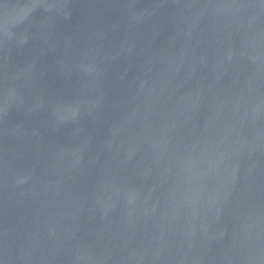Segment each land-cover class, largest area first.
Returning <instances> with one entry per match:
<instances>
[{"label":"water","instance_id":"obj_1","mask_svg":"<svg viewBox=\"0 0 264 264\" xmlns=\"http://www.w3.org/2000/svg\"><path fill=\"white\" fill-rule=\"evenodd\" d=\"M0 264H264V0H0Z\"/></svg>","mask_w":264,"mask_h":264}]
</instances>
